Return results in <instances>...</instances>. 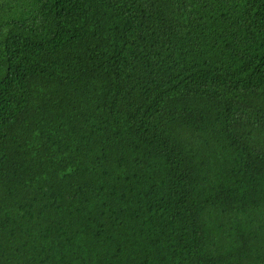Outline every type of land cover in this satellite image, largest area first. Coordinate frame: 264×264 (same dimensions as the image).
Wrapping results in <instances>:
<instances>
[{"label": "trees", "instance_id": "16d2710c", "mask_svg": "<svg viewBox=\"0 0 264 264\" xmlns=\"http://www.w3.org/2000/svg\"><path fill=\"white\" fill-rule=\"evenodd\" d=\"M0 264H264V0H0Z\"/></svg>", "mask_w": 264, "mask_h": 264}]
</instances>
